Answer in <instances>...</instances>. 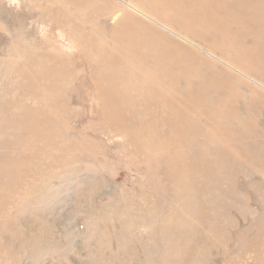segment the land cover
Here are the masks:
<instances>
[{"label":"rangeland","instance_id":"374dc122","mask_svg":"<svg viewBox=\"0 0 264 264\" xmlns=\"http://www.w3.org/2000/svg\"><path fill=\"white\" fill-rule=\"evenodd\" d=\"M0 264H264V0H0Z\"/></svg>","mask_w":264,"mask_h":264}]
</instances>
